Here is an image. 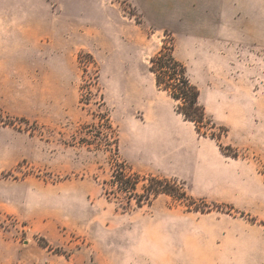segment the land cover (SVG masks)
<instances>
[{"label":"rangeland","instance_id":"374dc122","mask_svg":"<svg viewBox=\"0 0 264 264\" xmlns=\"http://www.w3.org/2000/svg\"><path fill=\"white\" fill-rule=\"evenodd\" d=\"M163 45L209 126L156 88ZM237 224L264 225V0H0V264H218Z\"/></svg>","mask_w":264,"mask_h":264},{"label":"trees","instance_id":"16d2710c","mask_svg":"<svg viewBox=\"0 0 264 264\" xmlns=\"http://www.w3.org/2000/svg\"><path fill=\"white\" fill-rule=\"evenodd\" d=\"M148 71L154 77L156 88L165 92L170 99L177 103V114L181 115L185 121L193 123L196 131V125H210L206 119L204 108L199 103V91L191 84L184 65L174 58L172 47L163 45L160 51L150 58ZM107 128L111 130V126L108 124ZM112 183L120 191L127 192L135 189L137 180L126 178L123 171L119 170ZM163 184L165 185L163 186ZM168 185L169 183L165 180L152 178L148 187L145 188L144 201L149 202L160 194L169 195L178 200L185 199L184 192L176 194ZM140 202L138 200V203Z\"/></svg>","mask_w":264,"mask_h":264},{"label":"crops","instance_id":"0c3cea01","mask_svg":"<svg viewBox=\"0 0 264 264\" xmlns=\"http://www.w3.org/2000/svg\"><path fill=\"white\" fill-rule=\"evenodd\" d=\"M209 252L218 264H264V225L237 224Z\"/></svg>","mask_w":264,"mask_h":264}]
</instances>
